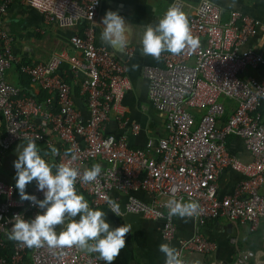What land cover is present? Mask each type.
<instances>
[{
	"label": "built area",
	"instance_id": "built-area-1",
	"mask_svg": "<svg viewBox=\"0 0 264 264\" xmlns=\"http://www.w3.org/2000/svg\"><path fill=\"white\" fill-rule=\"evenodd\" d=\"M102 2L0 0V15L15 3L39 12L44 28L40 32L55 25L69 35L72 50L57 48L46 62L19 65L30 85L47 94L40 100L5 80L6 71L18 62L12 36L0 28L1 148L27 142L24 137H39L37 144L59 150L55 163L70 162L65 151L71 150L78 156L73 166L81 174L84 168L101 164L99 184L78 180L77 192L94 209H109L111 199L119 204L120 217L133 214L161 221V238L166 241L176 234V217L169 218L165 207L173 197L199 202L202 212L191 218L198 228L224 217L258 229L264 220V78L246 73L264 67V53L242 48L258 35L264 39V23L239 10L230 11L224 20L210 0L173 3L188 16L200 47L194 53L165 52L159 60L152 57L154 64L144 68L149 103L163 119L165 137L133 149L128 137L137 136L142 128L128 118L124 101L132 91L128 66L135 50L130 48L120 59L97 44ZM223 100L235 103L226 121ZM77 101L84 103L86 112ZM111 125L119 136L110 133ZM232 138L242 143L248 161L229 151ZM227 170L240 179L221 196L219 179ZM137 192L148 194L151 201H142ZM31 195L44 199L36 182ZM0 197V264H105L97 253L76 246L29 248L9 240L15 215L31 220L43 210L22 201L16 187L3 180ZM177 249L188 260L192 254L212 255L216 245L196 232L179 239ZM254 255L241 250L233 264H249Z\"/></svg>",
	"mask_w": 264,
	"mask_h": 264
},
{
	"label": "crops",
	"instance_id": "crops-1",
	"mask_svg": "<svg viewBox=\"0 0 264 264\" xmlns=\"http://www.w3.org/2000/svg\"><path fill=\"white\" fill-rule=\"evenodd\" d=\"M176 1L196 4L199 0H103L102 2L98 18L97 44L107 47L120 59L124 58L126 51L130 48L135 50V56L128 66L132 91L124 101L128 118L132 122L138 123L142 128V132L137 136L128 137V144L133 149H142L149 141L154 142L165 137L163 119L149 103L148 83L143 77V70L146 66L154 64V61L151 56L142 54L141 39L145 27L158 24L159 19L163 17L169 6ZM210 1L221 9L222 19L224 20L228 19L230 11L239 10L264 23V0H235L234 7H228L230 0ZM110 10L118 12L125 18L126 23L131 25L130 41L123 51L114 50L103 42L100 37L103 28L102 18ZM0 28L12 36V50L18 62L6 71L5 80L9 84L27 91L28 94L37 99H44L47 94L36 86L30 85L27 76L20 73L19 65L46 62L57 48L71 52V45L68 44L69 35L59 30L55 25L49 26L41 33L40 30L44 28L39 12L18 3L10 6L4 14L0 15ZM263 42L264 39L258 35L250 39L242 49H251L264 53V45H261ZM246 75L258 79L264 78V67L248 69ZM222 103L225 107L222 119L226 114L229 118L235 108V103L231 100H223ZM77 105L86 112L84 103L77 101ZM110 133L115 136L120 135L115 125L110 126ZM2 134L3 120L0 116V139ZM26 143L21 142L8 150H3L0 145V180L14 186L16 185V169L14 167V161L18 159L16 150L18 145ZM37 145L41 148L42 155L44 152H49L47 159L56 162L48 148L43 144ZM229 151L242 161L249 160V155L244 150L242 143L236 138L230 140ZM239 179V174L229 170L225 171L219 179L218 194L222 196L229 193ZM34 185L35 181L27 185V194H32ZM261 193L264 195V186L261 188ZM78 194L82 193L78 192ZM110 195L118 197L116 192H111ZM135 195L144 202L151 201L150 196L144 192H137ZM84 197L89 202L85 195ZM124 200L125 198L122 197L121 201ZM2 201L3 197H0V203ZM97 209L107 213L106 219L113 228L125 224L132 225V233L126 236V247L121 250L114 264H164L165 257L159 251L160 244L169 243L177 248L179 239L190 238L196 232H200L204 237L212 241L216 245V250L212 255L192 254L188 260L199 258L202 264H233L237 253L242 250L254 252L255 255L249 261V264H264V220L261 221L260 226L255 230L249 224H235L224 217L210 221L200 228H198L193 219L176 217L175 238L171 241H166L161 238V221L147 220L142 216L133 214H126L120 217L107 208ZM76 219L78 220L79 217ZM60 230L58 226L57 231L59 232ZM232 240L234 241L232 242Z\"/></svg>",
	"mask_w": 264,
	"mask_h": 264
},
{
	"label": "clouds",
	"instance_id": "clouds-1",
	"mask_svg": "<svg viewBox=\"0 0 264 264\" xmlns=\"http://www.w3.org/2000/svg\"><path fill=\"white\" fill-rule=\"evenodd\" d=\"M230 0L228 7H234ZM101 40L114 50L123 51L130 41V26L118 12L108 11L102 18ZM142 54L159 60L163 53L180 55L185 51L196 52L200 39L192 33L188 16L175 4L171 5L155 26L147 25L142 35ZM135 67V66H134ZM26 144L17 146L18 159L14 161L16 169V188L22 201H30L42 209L34 219H25L22 215L13 217L14 224L8 233V239L29 248L79 247L89 253H97L105 264H114L122 249L126 247V236L132 233V225L125 224L113 228L107 221V213L90 207L83 194H78L76 183H97L102 173V165L93 164L81 170L72 162L78 156L71 150L65 155L70 162L55 163L49 161V152L41 154L36 140L39 137H24ZM50 154L59 155L56 147L50 146ZM36 182L38 191L44 199L38 200L29 195L26 187ZM111 212L122 216L120 206L115 200L107 201ZM168 217L191 219L202 212L201 205L195 200L187 202L171 198L166 202ZM79 217L77 220L76 218ZM58 226L60 231H57ZM159 251L164 254V264H202L199 258L185 260L181 251L169 243H162Z\"/></svg>",
	"mask_w": 264,
	"mask_h": 264
},
{
	"label": "trees",
	"instance_id": "trees-1",
	"mask_svg": "<svg viewBox=\"0 0 264 264\" xmlns=\"http://www.w3.org/2000/svg\"><path fill=\"white\" fill-rule=\"evenodd\" d=\"M228 117H227V114L223 117L224 120H226Z\"/></svg>",
	"mask_w": 264,
	"mask_h": 264
}]
</instances>
